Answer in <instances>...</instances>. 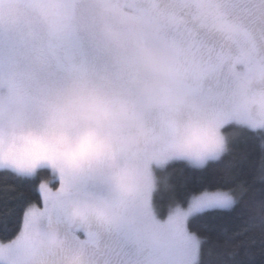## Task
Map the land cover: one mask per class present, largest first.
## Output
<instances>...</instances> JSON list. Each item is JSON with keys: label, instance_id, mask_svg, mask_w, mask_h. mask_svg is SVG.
I'll return each mask as SVG.
<instances>
[{"label": "snow or ice", "instance_id": "1", "mask_svg": "<svg viewBox=\"0 0 264 264\" xmlns=\"http://www.w3.org/2000/svg\"><path fill=\"white\" fill-rule=\"evenodd\" d=\"M0 264H264V0H0Z\"/></svg>", "mask_w": 264, "mask_h": 264}, {"label": "trees", "instance_id": "2", "mask_svg": "<svg viewBox=\"0 0 264 264\" xmlns=\"http://www.w3.org/2000/svg\"><path fill=\"white\" fill-rule=\"evenodd\" d=\"M41 178H42V179H48V177H47V176H42Z\"/></svg>", "mask_w": 264, "mask_h": 264}]
</instances>
